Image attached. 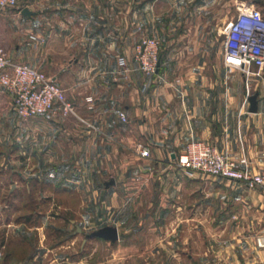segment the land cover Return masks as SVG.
<instances>
[{
	"label": "crops",
	"instance_id": "crops-1",
	"mask_svg": "<svg viewBox=\"0 0 264 264\" xmlns=\"http://www.w3.org/2000/svg\"><path fill=\"white\" fill-rule=\"evenodd\" d=\"M173 1L17 0L4 9L0 47L6 59L51 77L75 114L22 118L12 110L10 96L0 92V157L6 155V168L22 177L11 166L10 157L17 156L28 178L46 187L57 186L68 171L79 190L76 172L83 171L80 180L90 184L91 202L103 197L115 207L116 223L109 227L117 229V239L142 212L167 216L187 229L198 219L201 230L194 231L205 255L200 264H264V248L256 243L264 236V67L247 79L228 71L223 37L199 33L204 16L197 15L186 20L194 34L187 41L177 37L188 44L185 49L161 50L156 73L145 75L133 60L134 44L141 36L161 38L169 21L155 14L154 6ZM205 2L196 1L191 15L206 10ZM238 2L249 3L236 0L235 9ZM121 57L130 72L115 81ZM253 93L256 111L249 112ZM195 139L261 175L263 184L249 188L236 180L185 173L174 154ZM137 141L149 147L148 159L134 153ZM109 179L114 184L106 187ZM191 231L152 234L157 262L192 264L186 252Z\"/></svg>",
	"mask_w": 264,
	"mask_h": 264
},
{
	"label": "rangeland",
	"instance_id": "rangeland-1",
	"mask_svg": "<svg viewBox=\"0 0 264 264\" xmlns=\"http://www.w3.org/2000/svg\"><path fill=\"white\" fill-rule=\"evenodd\" d=\"M196 1L177 0L176 3L156 5L155 10L149 8L155 14L159 13L161 19L169 21L161 29V38L156 37L159 52L172 48L185 49L188 44L183 40L187 41L195 32L186 20L197 15L204 16L202 27L197 28L199 33L201 30L208 36L223 37L224 30L236 15V0H206L207 9L202 13L192 12L191 15L190 7ZM245 1L264 10V0ZM216 8L222 13L221 18ZM180 35L185 39L177 42ZM14 157H10L11 166L21 171L22 177L12 173L13 169L6 168V155L0 157V264H161L156 259V239L152 238V234L156 236L157 230L174 229L192 230L186 232V252L191 255L192 264H200L205 256L199 234L194 231L201 230L198 219H193L191 228L187 229L183 223L167 216L157 217L142 212L141 217L134 218L130 230H119L125 235L121 234L115 241L95 236L96 231L116 223L115 207L102 202L103 197L100 201L96 197L95 203L91 202V186L86 180H80L85 175L83 171L76 172L79 190L75 189L76 183L71 182L68 171L61 173L57 186L46 187L38 180L28 178L29 170H25V166L22 168L18 157ZM182 257L185 258L181 253ZM164 258H167L166 251L162 256Z\"/></svg>",
	"mask_w": 264,
	"mask_h": 264
},
{
	"label": "built area",
	"instance_id": "built-area-1",
	"mask_svg": "<svg viewBox=\"0 0 264 264\" xmlns=\"http://www.w3.org/2000/svg\"><path fill=\"white\" fill-rule=\"evenodd\" d=\"M16 3L17 0H0V16L4 9L14 7ZM236 9V15L222 34L223 64L228 71H238L247 79L251 75L258 76L264 67V14L260 8L247 2H238ZM1 27L0 18V30ZM134 31L139 32L140 28L137 27ZM133 60L145 75L155 74L159 65V41L155 37L141 36L134 44ZM252 67L256 70H252ZM129 72L126 59L121 57L113 80H124ZM0 92L10 96L12 110L22 118L45 114L67 117L75 114L74 106L68 100L65 90L51 77L33 67L9 62L1 47ZM119 117L126 120L122 111L119 112ZM132 148L138 158H149V147L146 144L137 141ZM174 160L188 174L198 172L236 180L249 188L263 184L261 175L246 167H238L234 160L203 140L195 139L186 143L180 153L174 154ZM143 168L151 169L150 165ZM256 243L264 248V236L257 237Z\"/></svg>",
	"mask_w": 264,
	"mask_h": 264
},
{
	"label": "water",
	"instance_id": "water-1",
	"mask_svg": "<svg viewBox=\"0 0 264 264\" xmlns=\"http://www.w3.org/2000/svg\"><path fill=\"white\" fill-rule=\"evenodd\" d=\"M23 13H28V11L26 9L23 10ZM257 93H253L248 97V101H249V112H255L256 111V102H257ZM114 184V180L113 179H109L108 181L105 182V186L109 187L110 185ZM78 230H80V228L78 227ZM95 236H98L100 238H104L107 240H111L114 241L117 239L118 234H117V229L116 228H111V227H107V228H103L99 231H96L94 233Z\"/></svg>",
	"mask_w": 264,
	"mask_h": 264
},
{
	"label": "trees",
	"instance_id": "trees-1",
	"mask_svg": "<svg viewBox=\"0 0 264 264\" xmlns=\"http://www.w3.org/2000/svg\"><path fill=\"white\" fill-rule=\"evenodd\" d=\"M263 14H264V10H262ZM35 181V179H33ZM39 184H43V183H39Z\"/></svg>",
	"mask_w": 264,
	"mask_h": 264
}]
</instances>
